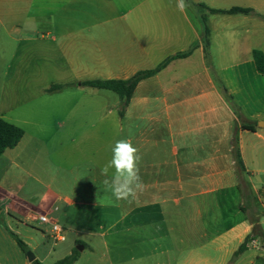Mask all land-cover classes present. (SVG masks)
I'll return each instance as SVG.
<instances>
[{
  "label": "crops",
  "instance_id": "crops-1",
  "mask_svg": "<svg viewBox=\"0 0 264 264\" xmlns=\"http://www.w3.org/2000/svg\"><path fill=\"white\" fill-rule=\"evenodd\" d=\"M186 2L180 12L175 0H0V29L52 42L19 48L18 66L37 94L17 117L5 105L6 83L0 87V118L24 132L0 156V264H31L14 236L42 264L78 246L73 264H238L263 249L250 242L231 262L251 218L264 232V74L252 56L264 55V0ZM233 8L252 13L208 11ZM191 48L140 81L122 117L116 94L82 86L128 79ZM55 84L65 87L46 92ZM120 139L141 157L145 187L132 203L116 201L100 173ZM38 216L59 224L63 240L54 242ZM22 227L50 238V250Z\"/></svg>",
  "mask_w": 264,
  "mask_h": 264
},
{
  "label": "trees",
  "instance_id": "trees-1",
  "mask_svg": "<svg viewBox=\"0 0 264 264\" xmlns=\"http://www.w3.org/2000/svg\"><path fill=\"white\" fill-rule=\"evenodd\" d=\"M199 7L203 9H207L203 5H200ZM208 11L211 13H226V14H235V13L251 14L252 13V11L249 9H241V8H233L228 11H217V10H208ZM202 21L204 24L202 38H203L204 50L206 53L208 49L207 47L209 44L208 42L209 32L205 25L204 17H202ZM193 49L194 48H191L186 52L177 53L173 56H170L166 58L165 60H163L155 68L149 69V70L138 71L128 79H125V80H117V79L92 80V81H86L82 83V86L90 87L93 89L107 90V91H110L116 94L119 99L118 113H119V116L122 117L130 103L133 91L136 85L140 81L156 75L173 60L188 57L191 54ZM252 56H253V61H254V64H255V67L258 73L264 74V55L259 51H253ZM64 87H65L64 85L55 84V85L50 86L46 90V92L52 93V92L60 91ZM223 92L226 93L225 90H223ZM241 129L250 130V131L252 130L250 126H241ZM23 134L24 132L21 128L13 124H10L0 118V156L3 154L5 150L16 147L18 143L20 142V140L22 139ZM231 151H232L233 159L235 162L237 175L240 176L241 173L245 172V169H244L242 160L240 158L236 133L233 135V138H232ZM241 188L243 192V198H247V196L250 193L249 187L246 184V185H242ZM262 193L264 194V192L259 191V194H262ZM250 222L252 225L251 233L244 239L243 243L239 246L237 251L234 253L233 258L231 259V262H233L234 259H236L240 254H242L243 252L247 250L248 244L250 242L258 241L264 246V233L261 231L260 227L257 225V220L254 218H251ZM14 238L19 248L25 254H27L29 252V249L27 248V246L16 236H14ZM77 257H78V252L76 249H74L70 255L54 262L53 264H73L76 261ZM31 264H42V263H40L37 260H33Z\"/></svg>",
  "mask_w": 264,
  "mask_h": 264
},
{
  "label": "rangeland",
  "instance_id": "rangeland-1",
  "mask_svg": "<svg viewBox=\"0 0 264 264\" xmlns=\"http://www.w3.org/2000/svg\"><path fill=\"white\" fill-rule=\"evenodd\" d=\"M39 39L40 35L34 34L33 36H27V34L21 30L8 31L0 29V87H2L3 83H6L5 87L7 94H9L10 97L5 100V105L9 108V112L13 117H17L20 114L22 108L20 105H22L27 97L37 94L36 86L30 83V78H28L18 66L21 60L19 48H41V45H52L50 38H46L45 40ZM10 61L12 62V68L7 70L6 64ZM108 94L117 100L116 95L112 93ZM247 201H245L246 207H248ZM27 230L28 229H25V227H22L20 233L23 237H30L28 239H31V243L38 245L41 249L45 247L44 249L46 252L50 250V246L54 243L50 238L42 239L38 233ZM259 244L261 243L259 242ZM29 252L33 254L31 251ZM57 257H59L57 254L52 256L46 263H53ZM238 264H264V247L263 249L251 248L250 251L240 259Z\"/></svg>",
  "mask_w": 264,
  "mask_h": 264
},
{
  "label": "clouds",
  "instance_id": "clouds-1",
  "mask_svg": "<svg viewBox=\"0 0 264 264\" xmlns=\"http://www.w3.org/2000/svg\"><path fill=\"white\" fill-rule=\"evenodd\" d=\"M175 6L184 12L188 4L186 0H175ZM29 25L26 23V27ZM35 24L31 30H35ZM111 158L101 168L103 184L106 191H110L116 201L132 203L144 190V182L140 175L139 150L127 139L117 140L111 149Z\"/></svg>",
  "mask_w": 264,
  "mask_h": 264
},
{
  "label": "built area",
  "instance_id": "built-area-1",
  "mask_svg": "<svg viewBox=\"0 0 264 264\" xmlns=\"http://www.w3.org/2000/svg\"><path fill=\"white\" fill-rule=\"evenodd\" d=\"M37 220L41 224L50 225V237L54 242L63 240V228L59 224H57L53 220H50L46 216H38Z\"/></svg>",
  "mask_w": 264,
  "mask_h": 264
},
{
  "label": "water",
  "instance_id": "water-1",
  "mask_svg": "<svg viewBox=\"0 0 264 264\" xmlns=\"http://www.w3.org/2000/svg\"><path fill=\"white\" fill-rule=\"evenodd\" d=\"M76 249L78 251H81L82 250V247L81 246H78V247H76ZM27 258H28L29 262H32L34 260V256L30 252L27 253Z\"/></svg>",
  "mask_w": 264,
  "mask_h": 264
}]
</instances>
